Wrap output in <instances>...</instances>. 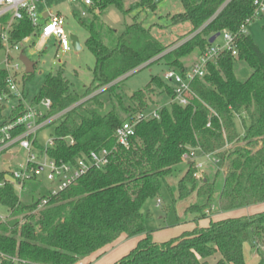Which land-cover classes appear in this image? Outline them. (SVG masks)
Returning a JSON list of instances; mask_svg holds the SVG:
<instances>
[{
	"label": "trees",
	"instance_id": "trees-1",
	"mask_svg": "<svg viewBox=\"0 0 264 264\" xmlns=\"http://www.w3.org/2000/svg\"><path fill=\"white\" fill-rule=\"evenodd\" d=\"M93 1L100 11L114 6L131 16V23L117 34L91 12L85 19L75 13L87 33L84 47L94 58L92 80L79 95L61 70L49 74L32 105L48 100L51 108L45 118L62 114L46 126L54 130L49 159L73 164L80 154L106 149L111 151L109 164L90 170L55 196L36 177L23 182L19 195L7 182L10 173L1 170L0 207L7 218L0 221V252L18 264H78L125 236L139 241L115 264H245L244 245L255 250L259 264H264V255L256 249L264 242V212L211 220L214 215L264 204V52L247 33H240L248 21L264 19V0H178L182 11L165 17L169 27L187 25L189 31L168 45L153 34L154 25L133 15L154 13L159 1L134 0L128 6L124 0ZM224 31L236 36V56L222 52L207 64L203 78L192 83L196 98L189 106L171 103L173 90L159 76H151L134 93L120 89L125 79L121 78L154 64L183 75V59L194 52L202 54L211 46L210 38ZM31 35V24L24 19L13 27L11 42ZM238 62L251 71L245 81L236 79ZM5 76L0 70V93L6 90ZM152 95L162 99L150 101ZM150 111H157L159 118L139 122L127 147L116 144L115 132L123 123ZM23 113L22 104L13 112L0 104V128ZM236 121L242 124L241 135ZM34 146L41 149L37 143ZM193 151L218 160L221 185L217 191V178L196 180L195 162L187 163L179 196L196 194L198 203L191 207L197 214L196 226L155 243L144 225L143 206L149 200L159 201L166 178ZM44 200L47 204L38 210ZM212 208L213 215L206 216ZM201 220H208L207 226L199 227ZM10 262L5 259L2 264Z\"/></svg>",
	"mask_w": 264,
	"mask_h": 264
},
{
	"label": "built area",
	"instance_id": "built-area-1",
	"mask_svg": "<svg viewBox=\"0 0 264 264\" xmlns=\"http://www.w3.org/2000/svg\"><path fill=\"white\" fill-rule=\"evenodd\" d=\"M41 0H0V42L2 44V61L0 70L4 71L6 76L4 80L5 91L0 93V104L5 106L7 112H13L19 104H22L24 113L17 117L13 122L0 128V157L4 155L12 156L15 148L23 149L27 156L23 166L19 171L9 172L10 176L7 182L13 184L20 195L22 184L25 181L36 177L40 179L51 196L72 186L81 176L90 170H102L108 164L111 157V151L102 149L89 154H80L73 164L56 162L47 156V150L54 145V137L49 136L44 144H40L39 137L51 122L59 118L62 114L45 118L50 112L51 103L43 100L38 104L25 106L24 89L21 88V75L24 66L19 58L23 52L27 51L31 55L41 54L47 43L51 40L59 53L65 54L73 51L70 41V34L65 30V19L51 10L46 12L47 20L42 22V14L38 12L37 4ZM69 3H78L82 6L80 17L85 19L90 12L99 16L100 10L95 6L93 0H66ZM26 19L33 29V35L25 37L18 43L11 42L13 27L20 21ZM252 22V21H251ZM250 23L248 21L247 25ZM246 25V26H247ZM246 26L241 27L240 33L246 34ZM235 37L224 31L218 38H221V44H213L208 47L198 59L186 66V72L180 75L173 71H166L162 79L173 90L174 103L180 107H187L196 98L192 91V83L205 75L206 66L217 60L222 52H229L232 57L236 56ZM34 40V41H33ZM31 52V53H30ZM25 71V69H24ZM26 74V73H24ZM157 111H150L141 114L129 122L123 123L115 132L116 144L127 147L130 139L134 137L135 126L141 122L151 119H158ZM209 127V125H207ZM22 128L21 134L13 136V133ZM41 146L37 150L34 144ZM211 164H217L218 160L212 155L202 154ZM4 159V158H3ZM195 162L197 173L193 175L197 178L198 173L202 171L203 164L197 162L196 152H190L182 157V163L187 164ZM0 186H2L0 184ZM160 204V201H157ZM47 204L44 200L38 205V210ZM7 216L0 215V221H4ZM264 248H262L263 250ZM5 259L11 260L8 264H18L17 259L7 258L0 252V264Z\"/></svg>",
	"mask_w": 264,
	"mask_h": 264
},
{
	"label": "rangeland",
	"instance_id": "rangeland-1",
	"mask_svg": "<svg viewBox=\"0 0 264 264\" xmlns=\"http://www.w3.org/2000/svg\"><path fill=\"white\" fill-rule=\"evenodd\" d=\"M134 0H124L125 6L129 5V2ZM159 1L158 8L154 13L150 11H144L140 13H133L138 20L144 21L146 25H154L152 30L153 34L163 43L171 44L177 39L183 38L189 31V26L169 27V20L166 15H173L182 11L181 4L178 0H157ZM46 7H52V5H59L60 9H68L67 5L62 0H43ZM42 6V5H41ZM131 16H124L114 6H108L104 10L100 11L98 16L99 22L104 28H110L120 34L124 31L125 27L131 23ZM264 26V19L257 17L246 26V32L251 37L255 45L264 52V33L262 27ZM67 31L76 35L81 44L82 49L78 52L71 51L69 53H59L53 40L49 41L48 48L41 54L31 55L29 52H25V55L33 63L35 67L33 74L27 76L23 69L21 75V88L25 91V106H31L33 100L37 97L38 91L42 86L44 79L47 75H56L60 70L62 76L69 81L72 91L76 94H83L84 88H86L92 80L90 69L94 66L93 56L85 49L84 42L87 38L86 31L80 26L77 18L68 17ZM190 37L186 38L189 39ZM221 38L216 39V44H221ZM195 53V52H194ZM193 53V54H194ZM183 59V64H187L191 56ZM3 54L0 52V66ZM193 60V59H192ZM191 60V61H192ZM184 64V65H185ZM167 67L162 63L150 65L148 68L132 72L127 76L121 78L123 80L120 85V89L125 94H131L138 90L143 89L149 82L151 76L163 77ZM249 67L238 62L235 67V76L239 81H245L250 76ZM162 98H156L154 95L150 97V101H159ZM236 130L238 134L243 133V127L240 121H236ZM54 136L53 128H49L41 134L39 137L40 144H44L48 137ZM197 159L203 164V169L198 173L196 180L207 177L209 180H216L215 188L218 191L222 177H217V164H210V162L203 157L200 153H197ZM26 152L18 147L12 151V160L8 163L7 160H3L0 157V171L3 165H8L12 171H19L20 167L24 165L26 161ZM181 173H184L182 176ZM186 168L180 169V164L177 165L171 174L166 178L165 184L160 189V204L157 200H149L143 206L144 225L147 231L152 232V240L155 243L167 242L185 231H191L195 227L194 220L197 218V214L191 209L192 206L198 203V198L195 193H190L184 198L179 196V182L185 181ZM177 180H179L177 182ZM197 181V186L199 185ZM190 189V186L187 185ZM262 205V204H260ZM254 206L241 209L240 213L233 217H246L253 214H257L264 211L263 206ZM214 213V209H210L205 212V215L211 217ZM0 215L5 216V210L0 207ZM199 223V222H198ZM262 245H256V249L261 251L264 255V242ZM244 261L245 264H259L260 256L257 252L249 251V246L244 245Z\"/></svg>",
	"mask_w": 264,
	"mask_h": 264
},
{
	"label": "crops",
	"instance_id": "crops-1",
	"mask_svg": "<svg viewBox=\"0 0 264 264\" xmlns=\"http://www.w3.org/2000/svg\"><path fill=\"white\" fill-rule=\"evenodd\" d=\"M65 2V4L68 6V9H60L59 5H52V7H46L43 2V0H41L38 4H37V8H38V12L40 14H42V22L47 20V15L46 12L47 11H52L53 13L58 14L59 16L63 17L65 19V30L68 34H72L71 32L67 31L66 29V25H67V21H68V17L71 18H75L74 14H80L81 8L82 6L78 3H69L66 0H62ZM42 5V6H41ZM89 17V16H88ZM87 17V18H88ZM74 35V34H73ZM76 36V35H75ZM79 40V38H78ZM34 41V40H33ZM49 43V42H48ZM48 43L47 46L45 48V50L48 48ZM80 43V47L82 49V44L79 40ZM31 53V52H30ZM22 55H25V51L23 52ZM26 56V55H25ZM27 57V56H26ZM199 57L198 52H195L192 56L190 61L185 64L184 62V67L190 65L191 63H193L194 61H196ZM28 58V57H27ZM193 59V60H192ZM30 60V59H29ZM186 60V59H185ZM192 60V61H191ZM31 61V60H30ZM32 62V61H31ZM35 67V66H34ZM27 75V74H26ZM26 99V98H25ZM8 156V157H7ZM4 158V159H3ZM3 160H7V162L9 163L12 160V156L10 157L8 154L3 156ZM197 162H199V160L197 159ZM183 167L186 168L185 164H180V169H182ZM2 170L11 172V169L8 167V165H3ZM181 175L183 176L184 173H181ZM179 180H177L178 182ZM46 185V184H45ZM264 204L260 205L263 206ZM258 206V205H257ZM264 207V206H263ZM242 210H237V211H233V212H229V213H221L218 215H214L211 217L212 221H219V220H223V219H228V218H238V217H233L234 215H237V213H240ZM264 211H261L259 213H262ZM258 214V213H257ZM255 215V214H253ZM6 216V215H5ZM251 216V215H250ZM244 217V216H242ZM208 224V220H201L199 221V223L197 224L199 227H205ZM196 226V225H195ZM139 238H132V239H127L125 236H121L116 242H114L112 245L106 247L102 252L92 255L89 258H86L84 260H82L80 263L78 264H115L117 263L123 256H125L126 254H128L132 249H134V247L136 246V244L138 243ZM249 246V245H248ZM249 251H250V247H249Z\"/></svg>",
	"mask_w": 264,
	"mask_h": 264
},
{
	"label": "water",
	"instance_id": "water-1",
	"mask_svg": "<svg viewBox=\"0 0 264 264\" xmlns=\"http://www.w3.org/2000/svg\"><path fill=\"white\" fill-rule=\"evenodd\" d=\"M218 37H219V34L216 35V36H213L212 38H210L209 44L212 45ZM69 38H70V41L72 43V49H73V51L74 52L80 51L81 50V47H80V43H79L78 37L75 36V35H73V34H71L69 36ZM19 60L22 63V65L24 66L25 73L27 75H32L33 74V70H34L35 63L31 62L25 55H21L20 58H19Z\"/></svg>",
	"mask_w": 264,
	"mask_h": 264
}]
</instances>
